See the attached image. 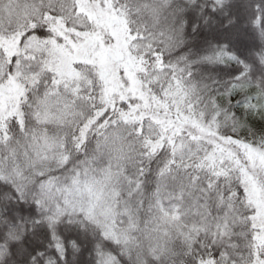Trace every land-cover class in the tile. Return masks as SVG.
<instances>
[{
    "label": "snow or ice",
    "instance_id": "obj_1",
    "mask_svg": "<svg viewBox=\"0 0 264 264\" xmlns=\"http://www.w3.org/2000/svg\"><path fill=\"white\" fill-rule=\"evenodd\" d=\"M0 264H264V0H0Z\"/></svg>",
    "mask_w": 264,
    "mask_h": 264
}]
</instances>
